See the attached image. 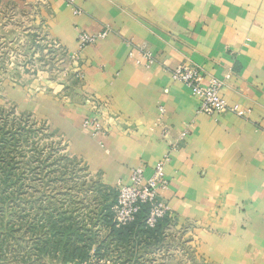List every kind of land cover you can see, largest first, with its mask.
<instances>
[{
  "label": "crops",
  "instance_id": "obj_1",
  "mask_svg": "<svg viewBox=\"0 0 264 264\" xmlns=\"http://www.w3.org/2000/svg\"><path fill=\"white\" fill-rule=\"evenodd\" d=\"M44 17L50 38L79 55L85 104L106 105L107 132L95 135L81 126L93 117L81 95L51 99L73 155L113 190L168 155L160 196L171 217L209 229L200 243L210 263L264 264V0H49ZM107 30L79 48V32ZM140 50L150 67L136 63ZM182 65L198 67L204 85L222 81L221 97L244 115L199 113L171 78Z\"/></svg>",
  "mask_w": 264,
  "mask_h": 264
},
{
  "label": "rangeland",
  "instance_id": "obj_2",
  "mask_svg": "<svg viewBox=\"0 0 264 264\" xmlns=\"http://www.w3.org/2000/svg\"><path fill=\"white\" fill-rule=\"evenodd\" d=\"M48 1L0 0V182L7 184L0 186V229L11 235L0 245V264L33 257L35 243L48 235L42 220L51 213L66 210L87 220L108 200L102 196L109 187L73 155L49 118L53 98L74 104L81 95L86 104L79 55H69L49 36ZM98 230V240L106 239L108 228ZM207 233L198 221L172 216L156 234L116 236L98 254L97 243L80 264H211L200 243Z\"/></svg>",
  "mask_w": 264,
  "mask_h": 264
},
{
  "label": "built area",
  "instance_id": "obj_3",
  "mask_svg": "<svg viewBox=\"0 0 264 264\" xmlns=\"http://www.w3.org/2000/svg\"><path fill=\"white\" fill-rule=\"evenodd\" d=\"M74 14H79L78 10H74ZM104 31L98 35H90L80 32L77 36L79 48L82 49L88 45H92L99 39L104 38L107 34ZM132 56V53L129 54ZM137 64H144L150 67L154 60L152 55L145 51H138ZM171 78L175 82L185 85L191 94L198 101V112L208 116L220 115L226 112L243 116L237 105L230 106L220 95L223 82L220 80H212L208 85L203 84V76L198 67L182 65L171 71ZM89 110L93 113V117L88 118L84 122L85 128H91L94 134L107 132V129L101 124V116L106 109L104 103L99 102L95 97L86 100ZM165 134L167 131L165 130ZM188 132L185 130L180 134V138L184 139ZM168 155H165L154 167L150 177L146 178L145 167L138 165L131 170L129 184L119 183L116 187V203L113 206L114 224L116 228L124 227L134 222L136 215L140 211L141 205L148 206V213L145 219V225L153 228L160 219L165 216L171 217L169 207L164 203L160 196V191L165 190L168 182L165 178L164 169L168 161Z\"/></svg>",
  "mask_w": 264,
  "mask_h": 264
},
{
  "label": "trees",
  "instance_id": "obj_4",
  "mask_svg": "<svg viewBox=\"0 0 264 264\" xmlns=\"http://www.w3.org/2000/svg\"><path fill=\"white\" fill-rule=\"evenodd\" d=\"M8 177L6 175V178ZM0 186L6 189L7 184L3 180L0 182ZM103 198L108 200L103 201V204L97 208L94 214L87 216V220H85V217L82 219L76 218L73 214L66 215V210H61L62 212L59 210L55 216L51 213L48 219L42 220V222H45L42 226L46 225L44 229L47 230L48 235L44 237V240L40 239L38 244L35 243L34 256H28V258L22 260L16 259V263L30 264L31 260L35 259L37 263L44 264L43 260L47 259L53 263L67 264L76 262L80 264L88 259L89 252L97 243L98 246L95 252L98 254L102 247L114 245L113 242L115 241L111 239L116 236L130 240V238H135L137 234H156L170 221V218L165 216L153 228L146 227L145 219L148 213V206L141 205L134 222L124 227L116 228L112 219V208L116 203V192L111 188H105ZM88 220L92 222L89 223ZM101 227L108 228L107 238L104 240H98L97 238V230ZM10 239V233L3 231L0 234V245H7L10 243Z\"/></svg>",
  "mask_w": 264,
  "mask_h": 264
}]
</instances>
